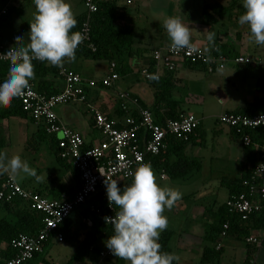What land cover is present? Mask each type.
<instances>
[{"label": "crops", "instance_id": "crops-1", "mask_svg": "<svg viewBox=\"0 0 264 264\" xmlns=\"http://www.w3.org/2000/svg\"><path fill=\"white\" fill-rule=\"evenodd\" d=\"M118 6V12L121 16L116 22L118 28L127 24L134 28L133 36L134 43L132 47L133 53H124V60L131 70L124 75H120V79L112 88H104L98 86L91 88L87 92L86 100H76L63 105L60 110L69 116V119L77 120L73 123L64 121L62 117L56 112L61 121L75 131L79 132L85 139L89 146L98 144L103 136L96 128L94 122V112L100 111L108 114L116 120H122V116L115 114L118 103V94L123 91H128L138 97L146 106H151L154 101L156 88L151 84V81L144 80L143 84H137L139 76H141V68L148 65V58L152 57L153 50L158 47L170 44V40L166 31L163 28V21L168 17H177L185 25L189 26L191 33V40L197 46L207 51H213L215 48V39L219 36L223 42L229 43V52L225 54L229 60L225 63L223 68H216L212 73H221L223 76L222 82L218 85L217 94L220 104L222 105L221 113L234 112L245 109L249 104L264 99V69L256 70L255 63L264 67L263 54L257 53L258 57L251 52H254L256 44L246 43L245 40L250 38L247 26L238 24V15L244 12L242 0H190L189 3L184 4L181 0H113ZM71 8L76 16H81L85 12L83 0H68ZM164 2V4H163ZM236 2L241 5L237 7L234 5L230 15L226 14L219 17L216 13L210 11V19L206 21L203 19L202 12L206 4H214L221 9L231 8V4ZM137 3V5H136ZM131 4V5H130ZM190 4V5H189ZM187 5V6H186ZM189 5V6H188ZM233 6V5H232ZM7 10L5 19L0 25V39L1 43L6 46H13L17 43L15 34L20 33L24 36V43L28 42V32L30 30V22L33 21L35 6L32 0H8L2 10ZM2 10L0 13H2ZM231 16V17H230ZM213 20H218L213 24ZM208 31L215 33L214 44L209 45L206 40ZM238 47V50L236 49ZM256 51H259L256 48ZM75 60H65L62 67L70 68L82 74L88 79H98L104 76L103 73H98L101 65H107L109 72V62L107 60L93 59L75 53ZM243 57L244 62H236L234 59ZM152 59V58H151ZM256 59V61H254ZM94 64H91V63ZM220 69V71H218ZM201 70V71H200ZM195 73L207 72L205 69H194L187 64H181L175 71V78L182 79L185 82V77H181V72ZM103 74V75H102ZM142 77V76H141ZM50 78V77H48ZM196 80H202L204 83L209 81L210 85L215 89L217 82L212 81L211 78H204L203 76H195ZM123 81L124 86L120 87V81ZM39 80H35L37 83ZM53 85L60 89L63 86V80L57 75L54 77ZM123 85V84H122ZM193 87V85H192ZM190 91L185 94L183 90H176L174 96L183 101V107L190 103L193 88L189 87ZM82 103L81 106L77 103ZM86 104V107L84 106ZM185 104V106H184ZM87 109L86 115L81 116V111ZM12 109L7 106H0V151L5 152L9 157L14 155H24L27 152H32L35 157L42 151V147L47 142L50 150L54 153L49 139H41L38 135L39 124L36 123L26 113L13 114ZM187 113H191L186 109ZM201 122V121H200ZM201 125V124H200ZM212 135L214 140L210 142L207 140V135ZM196 144L189 143L187 146V153L190 156L201 159L202 167L199 171L193 173V176L199 173L205 177L204 188L205 192L199 194L201 202L193 204L192 209L189 210L188 216H184L181 221L185 223V219L190 223V229H184L177 225H168L167 228L174 231L173 237L170 241V254L177 255L178 261L173 264H208L202 261V253L206 243V234L217 218L216 210L220 204L226 203L230 197V192L227 187H224L222 179L227 178L234 180L240 178L243 174L244 167L252 168L254 165L253 153L254 148L249 149L243 145L241 138L234 134V131L228 127L219 126L212 128V132L203 133L201 127L197 133ZM61 138V134L56 135ZM217 141V144H216ZM86 144V145H87ZM206 148L203 152V148ZM210 150V151H209ZM28 156V155H26ZM56 159V158H55ZM253 160V163L251 161ZM57 161V160H56ZM58 163V162H57ZM59 170L58 174L46 173L42 174V180L36 181L34 177L29 179L26 186L21 185L25 190L39 194L50 199H57L60 193L61 198L68 194L76 193L80 185V177L76 176L71 170L64 168ZM151 166V165H149ZM2 175H8L7 173ZM0 175V179L2 178ZM166 175V174H165ZM189 176V177H190ZM6 178V177H5ZM161 178H163L161 176ZM166 175L163 179H168ZM16 180V179H15ZM3 181V180H2ZM118 185L123 181L116 180ZM2 183V182H1ZM213 184L215 186H213ZM1 185V184H0ZM224 189L227 190L226 194ZM68 192V193H67ZM220 192H224V200L218 201ZM216 195L215 197H212ZM59 198V197H58ZM23 199V198H21ZM25 200V199H23ZM27 201V200H25ZM29 202V201H27ZM20 207L14 206V210H4L0 207L1 217L10 223H15L17 220L16 211ZM32 210V209H31ZM5 213L4 214H2ZM169 214H178L176 209L170 210ZM83 208L74 209L69 219L72 221L71 231L78 230L77 236L71 241L64 240L59 242L56 238L47 243L44 251L36 255L30 262L26 264H44L45 262L54 264H66L72 255L75 253L80 240L85 237L86 230L83 217ZM83 219V220H82ZM182 222V223H183ZM183 223V224H184ZM183 228V229H182ZM259 231V230H258ZM258 231H252L250 234H256ZM98 238V237H97ZM98 240V241H97ZM96 246L101 249H106V246L101 239H97ZM60 243H68L69 246L60 250L56 258L51 255V250L54 245ZM221 249V257L217 264H243L248 256L252 264H264V248L254 247L248 245L246 241L237 239L232 235L221 236L216 245V250ZM9 242L0 235V250H7ZM66 252V254H64ZM112 254L105 258H98L100 264H115L118 263L117 258L114 262ZM92 263L86 259L84 263ZM123 264H126L124 261Z\"/></svg>", "mask_w": 264, "mask_h": 264}, {"label": "built area", "instance_id": "built-area-1", "mask_svg": "<svg viewBox=\"0 0 264 264\" xmlns=\"http://www.w3.org/2000/svg\"><path fill=\"white\" fill-rule=\"evenodd\" d=\"M102 1L104 0H83L85 17L80 29L83 41L78 48L87 46L92 51L96 50L91 37V19L99 10ZM2 12L6 13L7 10L4 9ZM10 47L0 43V55L5 54ZM214 50L206 51L201 47H197V51L174 50L171 44H168L153 50L154 70L145 66L140 72L145 79L150 80L148 78L150 74H158L160 77L164 70L176 71L181 64L197 63L203 64L206 71L212 73L216 68H223L229 60L224 55L214 53ZM234 60L245 61L243 57ZM1 62L8 64L7 58L0 60ZM58 76L63 80V86L57 93L47 95L39 91L33 82H29L28 88L16 99L20 101L24 112L36 123L44 125L51 134H61L59 156L79 171L80 185L72 198L65 196L50 199L25 190L15 179H10L7 175L0 185V199L8 201L15 197L23 198L29 201L30 209L43 212L45 218L44 227L38 235L21 233L10 241L9 246L16 249L13 258H4L0 250V264H26L36 254L44 251L52 237L63 242L65 238L60 226L74 209L89 206L91 212H101L100 208L91 203L92 198L99 193L106 200L108 211L106 217H114L116 209L108 204L104 183L106 177L112 180L131 181L132 173L137 167L150 165V157L158 155L167 147L169 137L176 136L187 140L195 133L201 121L193 113L186 112L178 119H168L164 124H160L149 108L140 106L137 97L123 91L118 94L120 107L124 111L122 120L118 121L104 112H94L95 126L103 139L87 148L84 137L61 121L55 107L76 100H86L88 90L99 85L104 88L114 87L120 79L116 64L111 62L109 73L100 80L88 79L79 72L65 67H60ZM262 116L264 112L255 115L225 112L219 115L220 122L238 134L244 146L252 147L258 153L259 161L255 165L250 181L245 182L249 184L248 192L230 196L226 201V205L240 213L243 218H248L254 213L264 214V142H254L248 131L261 128L264 136V120H260ZM117 123L121 124L122 129L115 128ZM161 176L166 177L165 174ZM227 229L228 224H225L222 236L226 235ZM247 242L264 248V227L258 233L250 235ZM109 255L111 253L106 248L100 252L99 257L101 259Z\"/></svg>", "mask_w": 264, "mask_h": 264}, {"label": "trees", "instance_id": "trees-1", "mask_svg": "<svg viewBox=\"0 0 264 264\" xmlns=\"http://www.w3.org/2000/svg\"><path fill=\"white\" fill-rule=\"evenodd\" d=\"M7 1L8 0H0V12ZM234 5L241 7V5L237 2L236 4L233 2L231 4V8L223 10L220 6L217 8L214 4H206L202 12L203 19L206 21H212V18L210 19L211 15L209 10H213L212 13H216L219 17H222L226 14L230 15L231 11H233L232 9L234 8ZM120 16L121 14L118 12V6L116 2L113 0L102 1L99 6V10L93 14L91 19V37L92 42L96 46V50L92 51L87 46H82L76 49V53L86 57H91L93 59L107 60L109 63L114 62L116 64V70L118 73L120 75H124L131 70L130 66H128L124 60V53H133L132 47L134 43V28L129 24L118 28L116 26V22ZM238 16H240V14ZM5 17V13H0V25L4 21ZM84 17L85 15L82 14L76 18L77 24L75 28L72 29V31L80 32ZM217 22L218 20H213V24ZM228 46L229 45L226 42H223L222 38L218 36L215 39L216 50H214V53L220 55L231 54L229 52ZM151 58L147 59L149 60V64L146 66H148L150 70H154L153 67L155 62L153 56ZM32 63L34 68V78L30 80V82L34 83L35 80H39L34 84L39 91L47 95L57 93L59 89L54 87L53 82L54 77L59 74L60 67L51 66L47 62L33 61ZM187 65H189V67H193L194 69L206 70L203 64L187 63ZM7 66V63H0V81H2L6 75ZM149 81H151V84L156 88L152 105L148 107L144 105L138 97L137 98L139 100L140 106L149 108L154 113L158 123L164 124L168 119H178L183 113H186V109L183 107V101L175 98L174 96V92L176 90H181L179 86L182 84V79L175 78V71L164 70L158 80L150 79ZM119 100L120 99H118L115 114L121 117L124 111L120 107ZM7 107L12 109L11 113L13 114H25L20 101L16 98H14L11 104ZM262 112H264V99H260L249 104L245 109L240 110L237 113L255 115ZM200 124L197 127L195 133L192 134L187 140L176 136L169 137L167 140V147L158 155L150 157V167L160 171L161 175H168L170 179H187L190 175L199 171L202 167L201 159L190 156L187 153V146L189 143H199L197 142V133L200 131ZM248 131L251 134L254 142H264V136L261 128ZM37 133L42 140L50 138L51 147L53 148L57 162L64 168L71 170L76 176L80 177L79 171L70 162L62 159L59 156V138H57L55 134L49 133L42 124H39ZM234 134L239 137V135L235 132ZM86 147L88 148L91 146L87 144ZM248 148L252 149V147ZM252 155V159H255L254 165L252 168H248L247 166L244 167L243 174L240 178H236L234 180L227 178L222 179L224 187H227L230 192V196L248 192L249 184L247 185L245 182L250 181L255 165L259 161L257 152H254ZM252 159L251 161L253 163ZM5 177L6 175H2L0 184L2 180L5 179ZM61 195L62 194L60 193L58 196H56V198L60 199L62 197ZM68 195L70 198L74 197V194L72 193ZM91 203L100 208L101 212H91L89 210V206L81 207L83 208V217L86 218L84 224L85 229L87 230L85 237L80 240L75 253L66 264H84L86 259H89L92 264L97 262L100 252L105 250L95 245L98 241L97 239H101V241H103L105 244V241L113 233L112 225L108 224L105 220L108 211L106 208V200L103 198L102 194L99 193L97 196L93 197ZM14 206L20 207L18 212L16 211L17 220L12 224L4 218L0 219L1 237L7 239L10 243L13 238L17 237L21 233L31 236L38 235L44 227L45 214L41 211L31 210L29 202L21 199L20 197H15L8 201L0 199V207L4 210L8 211L11 209L15 211V209H12ZM215 215L217 218L213 221L207 231L205 238L207 245L203 249L201 258L204 263L208 264H217L220 260L222 252L220 248L216 250V245L222 236L225 224H228V229L226 230L227 235H232L233 237L235 236L237 239L244 240L246 242L252 231H258L264 227V214L254 213L248 218H243L240 213L232 210L226 205V203L220 204L218 206ZM71 227L72 221L69 219V217L60 226V231L63 233L64 238L67 241H71L78 234V230L75 229L74 231H71ZM173 234L174 231L168 228L161 232L158 240L161 252L170 253L169 244ZM247 244L252 245L254 249L256 248L255 244L253 243L247 242ZM91 247L93 248L92 250ZM2 254L4 258L11 259L15 256L16 249L9 246L7 250L2 251ZM117 261L121 264L124 262V260H121L120 258H117ZM44 264L54 263L45 262ZM243 264H251L249 256Z\"/></svg>", "mask_w": 264, "mask_h": 264}, {"label": "clouds", "instance_id": "clouds-1", "mask_svg": "<svg viewBox=\"0 0 264 264\" xmlns=\"http://www.w3.org/2000/svg\"><path fill=\"white\" fill-rule=\"evenodd\" d=\"M32 3L35 13L30 22L27 44L24 36L16 33L17 43L0 55V60H8L6 75L0 81V106L10 105L28 88L34 78L33 61L62 67L66 59L75 60L76 49L83 41L79 31H72L77 19L68 0H32ZM242 5L244 12L238 17V24L247 26L254 44L264 45V0H242ZM163 28L172 49L197 51L189 26L179 18H166ZM214 38L215 33L208 31L206 40L209 45L214 44ZM148 78L158 80L159 75L150 74ZM260 120H264V116ZM5 173L13 180L19 173L34 177L38 182L42 180L20 156L9 157L0 151V175ZM104 183L108 204L116 209L114 217L105 218L113 229L105 241L109 252L126 264H173L178 261L177 255L160 251L158 240L168 226L163 213L173 207L181 193L157 184L149 165L137 167L132 173L131 183L123 189L118 187L116 180L108 177Z\"/></svg>", "mask_w": 264, "mask_h": 264}, {"label": "rangeland", "instance_id": "rangeland-1", "mask_svg": "<svg viewBox=\"0 0 264 264\" xmlns=\"http://www.w3.org/2000/svg\"><path fill=\"white\" fill-rule=\"evenodd\" d=\"M189 1L190 0H181V2L184 4L189 3ZM245 42L252 43L254 45V43L251 41L250 38H247ZM226 43L229 45L227 41ZM255 47L257 49L259 47V51H256V48L254 49V52L251 51L255 55V57H258L257 53L263 54V57H264V45H260V46L256 45ZM236 49L238 50V47H236ZM262 60L264 62V58ZM254 61H256V59H254ZM91 64H94V63L92 62ZM254 65H255L256 70L264 69V67H262L261 65L257 63H255ZM188 72L189 73H184L183 71L181 72L180 76L185 77V80H184L185 82H183L179 86L181 90L185 91V94H187V92L190 91L189 87L193 88V94H191V98L193 100H191L190 103L187 104L186 106L184 104L185 109H187L188 111L196 115L201 120V129L203 133L212 132V128H218L220 125L223 127H228L227 125L220 122L219 120V115L222 110V105L220 104V101H219V97L217 94V90H218L217 88H218V85H220L222 82L223 76L221 75V73H217V72L209 73V72H204V71L202 73H195L194 71H188ZM98 73H103L104 76H106L109 73L107 71V65H101ZM199 75L203 76L206 79L211 78L212 81H216L217 82L216 88L214 89L210 85L209 81L204 83L202 80H196L195 76H199ZM104 76H102L101 78H103ZM141 76H139L136 82L137 84H143L144 80H146L143 76L142 77ZM120 87L121 88L126 87L124 86V83L122 80L120 81ZM77 104L81 106L82 103L78 102ZM63 105H67V104H59L55 107V111L59 114V116L62 117V119H64V121L66 122H69V123H73V121L77 122V120L72 121L71 119H69V116L65 112H64V115L62 114L60 108ZM84 106L86 107V104ZM85 107H83V109H85ZM86 112H88L87 109L81 111V116L86 115ZM207 140L208 141L210 140V142H213L214 138L212 135L209 134L207 135ZM216 144H217V141H216ZM205 150L206 148L204 147L203 152H207ZM20 157L23 160L27 161L29 166L35 169L37 172V175L39 176H41L42 174L46 175V173H54V174L57 173L58 174L59 170H63V168L58 165L55 159V154L50 150L47 142L42 147V151H40V153H38L36 157L32 152H27L26 154L21 155ZM151 169L153 170L155 174L157 184H159L162 187L174 188L181 193V198L175 202L173 207L171 209H165L163 213L168 219V225H177L180 223L179 227H183L185 230L190 229L191 228L190 223H188L186 219L184 220L185 223L181 220L182 218H185L186 216H188L189 210L192 209V206H194L193 204H197L201 202V198H200L201 195L199 196V194L205 192L204 190L206 189L204 188V186L205 187L207 186L208 189L210 188V186L208 187V185H204L205 183L204 181L206 178L205 177L201 178V175L197 173L193 176L188 177L187 179H170V178L163 179L161 178L160 171H158L157 169L153 167H151ZM31 178L32 177L28 176L25 173H19L15 179L17 183L26 186L27 183H29V179ZM130 183L131 181H123L122 183L118 185V187L123 189L125 186L129 185ZM213 186L215 185L213 184ZM224 192L226 194L227 190L224 189ZM224 192L223 193L220 192L218 198H215V199H218L219 202L224 200V196H223ZM215 196L216 195H213L212 197H215ZM80 208L81 207L77 209H80ZM173 209H176L178 214L171 216L169 212L170 210H173ZM2 214L5 215V213L3 212ZM0 217H1V212H0ZM68 246H69L68 243H60L59 245H54V247L51 250V255H53V257L56 258V262H59V260H57V257H58L57 253L60 250L64 251V249L67 248ZM64 254H66V252H64ZM112 258L114 259V262H115L116 257L112 256ZM115 264H121V263L115 262Z\"/></svg>", "mask_w": 264, "mask_h": 264}, {"label": "water", "instance_id": "water-1", "mask_svg": "<svg viewBox=\"0 0 264 264\" xmlns=\"http://www.w3.org/2000/svg\"><path fill=\"white\" fill-rule=\"evenodd\" d=\"M115 128H116V129H122V126H121L120 123H117V124L115 125Z\"/></svg>", "mask_w": 264, "mask_h": 264}]
</instances>
